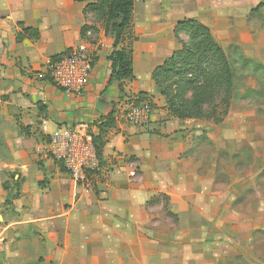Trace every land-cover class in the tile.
Masks as SVG:
<instances>
[{"label":"crops","instance_id":"crops-1","mask_svg":"<svg viewBox=\"0 0 264 264\" xmlns=\"http://www.w3.org/2000/svg\"><path fill=\"white\" fill-rule=\"evenodd\" d=\"M250 2H137L135 77L111 85L109 57L114 45L104 27L91 15L85 18L86 4L0 0V82L10 85L6 93L11 92L15 112L27 115V121L30 118L27 130L40 127L44 135L45 127L51 134L59 128L87 126L99 136L108 116L97 111V102L106 97L114 104L115 126L101 135L104 164L86 188L76 186L47 152L44 169L34 166L32 150L14 154L12 168L25 183L15 204L17 219H11L10 225L33 227L42 235L45 264H258L264 258L260 216L239 213L248 205L257 207L243 197L256 190L261 171L256 164L238 169L243 161L238 162L236 150L244 143V125L230 121V116L222 125L176 118L153 80L154 70L181 48L174 31L187 19L210 27L227 56L230 46L243 53L240 41L245 34L240 24L255 9ZM85 25L98 31L83 38ZM26 28L37 30L39 38L18 40ZM186 37L181 35L185 43ZM81 44L92 46L94 53L83 95L68 94L38 78L51 57ZM139 93H146L153 105L147 128L133 127L122 118V107ZM236 96L234 91L229 114L235 110ZM33 142H29L32 148ZM227 151L230 166L227 155L222 157ZM252 153V159L259 158L254 149ZM19 239L20 233L0 232V243L7 249L1 251L12 258L30 256L25 250L30 242ZM24 242L28 244L19 253L17 248L22 249Z\"/></svg>","mask_w":264,"mask_h":264},{"label":"rangeland","instance_id":"rangeland-1","mask_svg":"<svg viewBox=\"0 0 264 264\" xmlns=\"http://www.w3.org/2000/svg\"><path fill=\"white\" fill-rule=\"evenodd\" d=\"M250 1L251 6L254 8H257L260 4L263 7L253 11L247 18L246 23L240 24V28L243 29V33L245 34L240 41V46H244L243 53L235 51V47L233 46H230L227 52L234 69V91L238 92V97L236 96L235 101V110L232 114H229L230 106L227 112L228 115L224 116L225 107L222 105L220 97L218 96L215 98L216 103L210 106L205 105L204 109L207 112H211L212 108L214 109L213 105L218 108L215 112V117L224 119L219 125H222L228 116L231 117L230 121L239 122L244 125V130L246 131L244 134V143L242 148L238 145L236 150L238 152L240 151L236 155L238 162L241 158L243 161L238 164V169L241 166L251 168V166L256 164L261 171L257 178V183H255L257 185L256 190L252 189L248 191L243 197L245 203L251 204L253 202L257 207L251 208L248 205L247 209L244 207L239 213H243V216L249 214L260 216V251L263 253L261 256L264 257V0ZM94 22L100 24L102 28H105L106 24L102 19H95ZM96 30L98 31L97 28ZM182 35L185 36V34ZM186 38L188 39L187 43H189V37L187 36ZM229 44L231 43L229 42ZM9 89V84L0 82V232L4 236L9 231L20 233L19 240L29 241L30 243L27 249H25V246L28 243L24 242V247L22 249L17 248V250L19 253H23L24 249L26 252L29 250L30 256L23 258V254H20L19 257L12 258L7 255V251H3L7 249L3 247L4 244L0 243V254L3 256V259H0V264H45L42 252L44 243L42 235L34 231L33 227L27 228L24 226L22 229H19L18 224L10 225L11 219H17L15 204L21 195L22 187L25 183L21 175L12 168L15 164V152H28L32 150L31 156H35L34 166L36 165L40 169L46 167L47 159H44L43 156L47 154L43 146L46 139H43L44 135H40L41 128L37 127L36 131L31 126L28 130L25 128L30 118H27V121L25 120L27 115L22 117V115L15 112L10 101L11 92L10 94L6 93ZM185 108L190 111L192 110V108L187 106ZM246 139H255L257 143L252 142L254 140L246 141ZM32 140L34 141L33 148L32 144L29 143ZM40 147H42V150L39 149ZM253 149L254 154L259 157L256 160L252 159ZM232 151L234 152L235 150L232 149ZM233 152L231 154H233V159L235 160V152ZM22 155L21 158L25 157ZM225 155H227L228 166H230L229 151L226 154L222 153V157ZM161 203L166 209V200H163ZM1 248L3 249L2 251ZM244 263L249 264L246 261ZM258 264H264V258H261Z\"/></svg>","mask_w":264,"mask_h":264},{"label":"trees","instance_id":"trees-1","mask_svg":"<svg viewBox=\"0 0 264 264\" xmlns=\"http://www.w3.org/2000/svg\"><path fill=\"white\" fill-rule=\"evenodd\" d=\"M86 4L85 18L91 15L95 21L105 22V32L115 38L111 62L110 84L132 80L134 74L133 45L138 41L134 32V9L142 0H73ZM258 5L253 11L260 9ZM97 32L94 26L85 25L82 29L83 38ZM175 38L181 48L173 53L162 65L153 72V80L161 96L166 98L169 111L179 119H206L221 124L224 119L216 118L218 109L213 105L211 112L204 109L205 105L216 103L220 97L225 107L224 116L228 115L234 93V69L225 50L217 42L211 29L195 19H187L176 25ZM189 37V43L181 39V35ZM25 36L37 40L39 32L26 28L18 35V40ZM65 52L51 57L52 60L63 56ZM137 102L149 101L146 93H139ZM150 102V101H149ZM185 106L192 108L188 110ZM115 111L105 118L107 122L101 127L99 136L93 135L99 153H102L101 135L115 126ZM45 139V137H43Z\"/></svg>","mask_w":264,"mask_h":264},{"label":"built area","instance_id":"built-area-1","mask_svg":"<svg viewBox=\"0 0 264 264\" xmlns=\"http://www.w3.org/2000/svg\"><path fill=\"white\" fill-rule=\"evenodd\" d=\"M92 49L89 44L68 49L56 60L50 59L47 66L38 72V78L49 80L68 94L83 95L93 69ZM122 111V118L133 127L147 128L152 123L153 105L149 101L133 100L122 107ZM43 132L48 156L68 173L76 186L86 188L90 178L100 174L104 156L97 151L93 134L87 126L59 128L51 134L45 127Z\"/></svg>","mask_w":264,"mask_h":264},{"label":"water","instance_id":"water-1","mask_svg":"<svg viewBox=\"0 0 264 264\" xmlns=\"http://www.w3.org/2000/svg\"><path fill=\"white\" fill-rule=\"evenodd\" d=\"M109 41L115 44V38L109 34ZM97 111L104 116H110L114 111V104L107 101L106 97H101L97 102Z\"/></svg>","mask_w":264,"mask_h":264}]
</instances>
